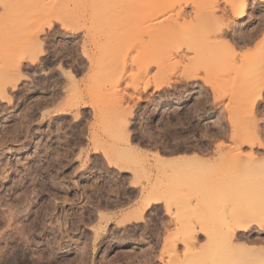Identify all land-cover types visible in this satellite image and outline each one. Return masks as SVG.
Segmentation results:
<instances>
[{
  "label": "rangeland",
  "instance_id": "obj_1",
  "mask_svg": "<svg viewBox=\"0 0 264 264\" xmlns=\"http://www.w3.org/2000/svg\"><path fill=\"white\" fill-rule=\"evenodd\" d=\"M207 2L0 0V264H264V200L250 206L264 198V1L228 29L236 13L220 1L208 18ZM220 29L235 49L212 44ZM190 66L201 79L180 81ZM155 182L158 202L126 222ZM250 221L235 232L250 241L207 237ZM203 248L228 259L201 263Z\"/></svg>",
  "mask_w": 264,
  "mask_h": 264
},
{
  "label": "bare ground",
  "instance_id": "obj_2",
  "mask_svg": "<svg viewBox=\"0 0 264 264\" xmlns=\"http://www.w3.org/2000/svg\"><path fill=\"white\" fill-rule=\"evenodd\" d=\"M220 1H224V3L226 4V6L229 8V10L232 12V13H236V21L234 22V24L232 23V24H229V23H223V24H221V25H223L224 26V28H223V26L221 27V29H228L229 27L231 28H235V27H239L241 24H243L244 22H245V20H246V18L248 17V15H249V10H248V0H208V2H207V5H206V10H204L206 13H205V15H207L208 16V18H214L215 19V17H217V14H219V12L220 13H222V14H224L225 15V12H223V11H220L219 9H218V6H219V3H220ZM259 1H264V0H259ZM193 5H195V4H193ZM203 9V8H202ZM178 10V11H177ZM176 11H175V17H176V19H179V18H181V19H183L184 17H185V15H184V12H183V8L182 7H179L178 9H177ZM127 15V14H126ZM218 16H220V15H218ZM221 17H223V16H221ZM220 18V17H219ZM151 19V18H150ZM211 19V20H212ZM152 20V19H151ZM151 20H147L146 22L147 23H150L151 22ZM221 20V19H220ZM127 21V20H126ZM125 21V22H126ZM149 21V22H148ZM213 21V20H212ZM128 22H130V21H128ZM145 22V21H144ZM152 23V22H151ZM221 23V22H220ZM62 24V23H61ZM126 24V23H125ZM129 24V23H128ZM127 24V25H128ZM130 25H131V23H130ZM150 25H153V24H150ZM126 26V25H125ZM48 27L50 28V27H52V23L51 22H49V24H48ZM127 27H129V25L127 26ZM125 28V27H124ZM62 29L63 30H67L68 29V27L65 25V24H62ZM219 30V31H217L216 30V32L214 31H212V30H209V32L207 31V33L208 34H210L209 36H212V37H214V39H215V41L214 42H212V44L213 43H217V45L218 46H220L221 48H223V46H225V47H227L228 48V46H230V47H233L234 48V44L233 43H230L227 39H226V33H225V31L224 30ZM238 29V28H237ZM130 30V27H129V29H127V31H129ZM33 31V30H32ZM43 31H44V29L43 28H39L38 30H37V32H32V38H31V40H30V44L29 45H27L28 47H27V49H26V56L25 57H23V58H21L20 60H19V63L17 64V65H15L16 67L13 69V72H14V70L16 71L15 73L17 74V73H19V67H20V65H21V62H23V61H27L28 63H30V64H33V63H35L36 62V60H37V58L42 54V42L38 39V34H40V33H43ZM229 31V30H228ZM227 31V32H228ZM234 31H236V30H234ZM129 33H131L130 31H129ZM205 33V32H204ZM207 33L205 34V35H207ZM231 33V32H230ZM238 33V32H237ZM213 34V35H212ZM205 35H204V39H205ZM244 36V35H243ZM208 37V36H207ZM206 37V38H207ZM230 38H231V36H230ZM246 38V37H245ZM213 39V40H214ZM249 40V39H248ZM251 40V39H250ZM211 44V43H210ZM214 45V44H213ZM229 47V48H230ZM231 50L230 51H232V48H230ZM235 49V48H234ZM233 49V51H235ZM236 52V51H235ZM234 53V52H233ZM177 54H178V56H179V59L177 60V61H175V65H179V64H181V62H182V60L180 59V57H183V51L182 50H178V52H177ZM264 62V61H263ZM146 63V62H145ZM94 64V63H93ZM260 63H258V65L256 66V67H259L260 65H259ZM97 65V64H96ZM143 65H144V63H143ZM191 65H194V63L192 62L191 63ZM264 65V63L262 64V66ZM14 67V66H13ZM144 69H148L149 67H151V65H149V62L146 64V65H144ZM194 67V68H193ZM143 68V67H142ZM141 68V69H142ZM195 69V66H190L188 69H186L185 70V75L183 74L182 75V80L180 79V81H183V79L185 80L186 79V81L188 80H195V79H201L200 77H199V75H198V73H197V71H195L194 70ZM257 70H259L258 68H257ZM264 71V70H263ZM12 72V73H13ZM15 74V75H16ZM72 74V73H71ZM18 75V74H17ZM68 75V74H67ZM11 76H12V74H11ZM19 76V75H18ZM69 76H70V74H69ZM72 76V75H71ZM14 77V76H13ZM17 77V76H16ZM25 77V76H24ZM73 77V76H72ZM71 77V78H72ZM181 77V76H180ZM23 78V77H22ZM16 79V78H15ZM21 79V78H20ZM176 80H178V79H176ZM170 81H168L166 84H168ZM178 82V81H177ZM176 83V82H175ZM183 83V82H182ZM207 83V82H206ZM209 83V82H208ZM170 84V83H169ZM258 84V83H257ZM146 86L147 85H145V87L144 88H146ZM162 86V84H159L158 86H156L155 85V87H156V89L157 88H160ZM174 86V85H173ZM172 87V86H171ZM187 93V92H186ZM223 97H224V95H222ZM221 96V97H222ZM258 94H256V95H254L253 97L256 99V98H258ZM220 97V98H221ZM222 97V98H223ZM139 99V98H138ZM255 99H254V102H255ZM77 100V99H76ZM175 101L172 103V104H169V102H167V104H162L160 107H157L158 105L157 104H154L153 106H151L150 108H149V115H155V113L157 112V111H160V110H162L161 108H164V109H167L168 110V108H170L173 104H178L179 103V100H180V98H178V96H177V98H175L174 99ZM78 101V100H77ZM181 102V101H180ZM246 102V101H245ZM73 103V102H72ZM252 104H253V102H251ZM74 104V103H73ZM78 105V104H77ZM253 106V105H252ZM173 107V106H172ZM228 109V108H227ZM230 109V108H229ZM228 111V110H227ZM127 112V111H126ZM121 116H122V114H121ZM120 116V117H121ZM123 117V116H122ZM126 117V116H125ZM125 117H123V119H124V121H125V123H119V124H122V126L125 124V126H127L126 124H128V123H126V122H128L127 121V119H125ZM122 122H123V119L122 118H119ZM119 120V121H120ZM120 121V122H121ZM124 127V126H123ZM127 128V127H126ZM126 128H123L125 131L127 130ZM122 129V130H123ZM252 133H253V137H254V140L257 142V143H251L250 144V148H253L255 145L257 146V145H259L258 147H260V145H261V143L259 144V135H260V131L258 130V127H257V123L254 125L253 124V127H252ZM234 131V130H233ZM122 133H125L126 135H127V132H124V131H122ZM127 137H128V135H127ZM97 139V138H96ZM126 142V141H125ZM126 143H128V142H126ZM97 144H99V142L97 143ZM102 144V143H101ZM263 145H261V147H262ZM101 147V146H100ZM128 147V146H127ZM130 147V146H129ZM129 147H128V149H129ZM122 151H123V149H121ZM125 150H127V149H125ZM131 150V149H130ZM124 152V151H123ZM124 155V154H123ZM195 156V155H194ZM201 156V155H200ZM157 158V157H156ZM159 159H160V162L161 161H163L160 157H158ZM201 158V157H200ZM199 158V160H203V158L202 159H200ZM250 158L251 159H253V161H254V163L256 164L257 162L259 163V161L261 160H259V161H257L258 159L255 157V155H253V154H251L250 155ZM159 159H157V160H159ZM181 160V159H180ZM185 160L186 161H188V163L190 164V165H193V166H195L196 164H198V162H201V161H199L198 159H196V158H185ZM207 160V159H206ZM263 160V159H262ZM252 162V161H251ZM262 162V161H261ZM253 163V164H254ZM257 163V164H258ZM257 164H256V166H257ZM264 164V163H263ZM258 167V166H257ZM158 182H160V181H158ZM158 182H155V183H152L151 185H150V187H149V190H147V192L145 193V196L142 198V200H140V202L141 203H138V206L136 207L135 206V208H133L128 214H126L125 215V221L126 222H132V221H139V220H141L142 219V214H143V212L145 211V210H147L149 207H151L152 205H154V204H156L157 202H158V200H157V198L155 197V195L157 194L156 192H157V190H158V187L160 186L159 184L160 183H158ZM254 184H257V183H254ZM261 184V183H260ZM259 184V185H260ZM166 186H168V187H170L169 185H166ZM166 186L164 187V189L166 188ZM255 186V185H254ZM257 186H258V184H257ZM262 187H263V185H262ZM255 188H256V186H255ZM260 188V187H259ZM167 189H170V188H167ZM166 189V190H167ZM256 189H258V188H256ZM264 189V188H263ZM259 191H262V189L260 190L259 189ZM249 192H250V190H249ZM249 192H248V195H249ZM254 192V194L253 193H251V194H253V198L255 199V201L257 200V198H259V199H261L260 198V196H259V194H260V192H258V190L257 191H253ZM257 193H259L258 194V197L256 198V196L254 197V195H256ZM262 193V195H263V192H261ZM261 195V194H260ZM261 197H264V196H261ZM247 198V197H246ZM243 199V198H242ZM250 199V198H249ZM245 200V199H244ZM251 201H252V205H250V206H260L259 204H262L261 202L264 200V198H262L261 199V201L260 200H258V201H256L255 202V204H257V205H253V199H250ZM260 202V203H259ZM247 205V204H246ZM247 207H248V205H247ZM255 207V208H256ZM249 208V207H248ZM251 208V207H250ZM252 210V209H251ZM256 210V209H255ZM125 221H124V223H125ZM241 222H243V221H241ZM240 222V223H241ZM245 222V221H244ZM257 222V221H256ZM255 222V223H256ZM133 223V222H132ZM239 223V222H238ZM254 223V224H255ZM251 224H253L251 221H250V223L248 224V223H246V224H237L236 225V227L235 228H233V229H231V230H228V232H227V234H225V233H219V234H215V235H212V236H207L208 238H218V241H222L224 238H225V240H223V241H225L224 243L225 244H227V243H231V241H232V238H236L237 240H240V239H242V238H245V240L246 241H250L251 239H249L250 237H244V235L243 236H240V235H236V231H238V232H248V231H250L251 229ZM257 224V223H256ZM262 230H264V224H261V225H258ZM259 228V229H260ZM212 231V230H211ZM205 232H206V229H205ZM208 234V233H207ZM206 234V235H207ZM210 234V233H209ZM229 234V235H228ZM177 236H175V238H176ZM174 238V239H175ZM187 239V238H186ZM221 239V240H220ZM226 239H227V243H226ZM166 240H167V238H166ZM177 240V239H176ZM236 240V241H237ZM177 241H179V240H177ZM222 241V242H223ZM258 241H259V239H258ZM181 242H182V240H181ZM186 242V241H185ZM185 242H183V244L185 243ZM252 242V241H251ZM172 243H174L172 246H176V244L175 243H177V242H171V244ZM187 243H189L188 241H187ZM210 243V242H209ZM215 243V242H214ZM250 243V242H249ZM191 244V243H190ZM186 245H188V244H186L185 243V246ZM174 246V247H175ZM207 246H208V244H206V248H207ZM229 246V245H228ZM232 246H234V245H232ZM173 247V248H174ZM188 247V246H187ZM214 247V245L212 244V243H210L209 244V247H208V249H212ZM235 247V246H234ZM238 247L239 248H237L236 247V249H239V250H241V249H243V250H246L247 251V249L248 248H246V245L245 244H242V245H238ZM201 249V251L200 252H195L196 254H195V258L197 257V259L196 260H199V261H201V263L203 262H206L207 260H208V262H210V260H211V258H214V259H212V260H214L215 261V258L217 259L216 261H219V260H222V263H224L223 261L226 259V257L227 256H225V255H219V254H217V256H215L216 254L215 253H213L212 251V254H211V252L209 253V250L208 249ZM215 248H216V246H215ZM246 248V249H245ZM251 250V253L253 254V257L254 258H251V257H249V258H251V260H252V262H254L255 260L257 261V259L259 258L258 257V255H259V252H262L260 249H257V247L256 248H250L249 249V251ZM263 250V249H262ZM208 251V252H207ZM249 251H247V253L249 252ZM174 252V251H173ZM192 252V251H191ZM245 252V251H244ZM194 252H192V254H193ZM233 253V252H232ZM250 253V252H249ZM250 253V254H251ZM175 254V253H174ZM191 254V253H190ZM213 255V254H215V255H213V257H211V255ZM229 254V253H228ZM244 254V253H243ZM187 255H188V253H187ZM194 255V254H193ZM227 255V254H226ZM232 255V254H231ZM230 256V255H229ZM247 256H249V254L247 255ZM246 256V259H245V255H244V257L242 258V260L243 261H245V260H247L248 259V257ZM172 258V257H171ZM174 258V257H173ZM192 258H194V257H192ZM160 259H162V257H160ZM219 259V260H218ZM228 259V258H227ZM226 259V260H227ZM255 259V260H254ZM195 260V261H196ZM240 260V259H239ZM250 259H249V261H251ZM199 261H197V262H199ZM213 261V262H214ZM248 261V260H247ZM227 262V261H226ZM189 263V262H188ZM188 263H186V264H188ZM192 264H193V262H191ZM200 263V262H199ZM207 263V262H206ZM212 263V262H211ZM215 263H218V262H215ZM242 263V262H241ZM241 263H239V264H241ZM251 263V262H250ZM249 262H248V264H250ZM195 264V263H194ZM225 264V263H224ZM243 264V263H242ZM244 264H247L246 262L244 263Z\"/></svg>",
  "mask_w": 264,
  "mask_h": 264
},
{
  "label": "crops",
  "instance_id": "obj_3",
  "mask_svg": "<svg viewBox=\"0 0 264 264\" xmlns=\"http://www.w3.org/2000/svg\"><path fill=\"white\" fill-rule=\"evenodd\" d=\"M195 158V157H194Z\"/></svg>",
  "mask_w": 264,
  "mask_h": 264
}]
</instances>
